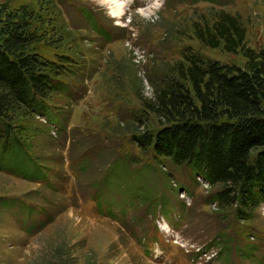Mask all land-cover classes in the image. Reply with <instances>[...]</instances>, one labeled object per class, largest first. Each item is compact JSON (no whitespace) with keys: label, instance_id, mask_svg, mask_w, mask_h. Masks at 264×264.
<instances>
[{"label":"rangeland","instance_id":"obj_1","mask_svg":"<svg viewBox=\"0 0 264 264\" xmlns=\"http://www.w3.org/2000/svg\"><path fill=\"white\" fill-rule=\"evenodd\" d=\"M110 3L0 0L46 10L63 38L41 54L72 61L66 92L49 103L58 120L35 123L45 182L0 172V264H264V206L250 220L219 211L189 169L132 141L159 123L138 96L151 98L186 52L243 66L241 52L203 46L196 28L224 12L239 20L246 47L264 48V0Z\"/></svg>","mask_w":264,"mask_h":264},{"label":"trees","instance_id":"obj_2","mask_svg":"<svg viewBox=\"0 0 264 264\" xmlns=\"http://www.w3.org/2000/svg\"><path fill=\"white\" fill-rule=\"evenodd\" d=\"M43 12L0 5V172L37 182L47 173L32 153L44 129L36 119L59 118L49 103L66 92L63 78L72 63L65 53L41 54L45 43L56 46L63 38ZM194 35L210 49L241 52L243 66L186 52L152 85L151 98L138 96L159 123L132 141L156 160L189 169L214 190L210 202L219 211L250 220L264 206V48L246 47L239 20L224 12Z\"/></svg>","mask_w":264,"mask_h":264},{"label":"bare ground","instance_id":"obj_3","mask_svg":"<svg viewBox=\"0 0 264 264\" xmlns=\"http://www.w3.org/2000/svg\"><path fill=\"white\" fill-rule=\"evenodd\" d=\"M110 2H112V0H108V3H110ZM111 4V3H110ZM120 4V3H119ZM113 5V4H112ZM116 8H117V6H116ZM120 8V7H119ZM118 9V8H117ZM113 13V12H112Z\"/></svg>","mask_w":264,"mask_h":264}]
</instances>
